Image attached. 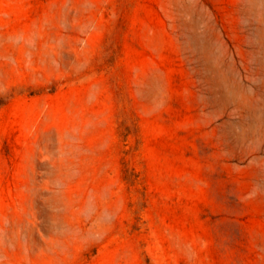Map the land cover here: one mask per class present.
<instances>
[{"label":"rangeland","instance_id":"1","mask_svg":"<svg viewBox=\"0 0 264 264\" xmlns=\"http://www.w3.org/2000/svg\"><path fill=\"white\" fill-rule=\"evenodd\" d=\"M0 264H264V0H0Z\"/></svg>","mask_w":264,"mask_h":264}]
</instances>
